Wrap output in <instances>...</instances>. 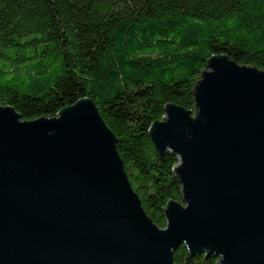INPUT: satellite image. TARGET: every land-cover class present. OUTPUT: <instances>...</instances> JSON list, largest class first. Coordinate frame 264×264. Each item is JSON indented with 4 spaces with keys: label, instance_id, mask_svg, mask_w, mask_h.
I'll return each instance as SVG.
<instances>
[{
    "label": "water",
    "instance_id": "water-1",
    "mask_svg": "<svg viewBox=\"0 0 264 264\" xmlns=\"http://www.w3.org/2000/svg\"><path fill=\"white\" fill-rule=\"evenodd\" d=\"M194 110L167 104L152 126L178 158L181 202L158 227L132 188L91 99L22 120L0 106V264H264V70L213 56Z\"/></svg>",
    "mask_w": 264,
    "mask_h": 264
},
{
    "label": "trees",
    "instance_id": "trees-1",
    "mask_svg": "<svg viewBox=\"0 0 264 264\" xmlns=\"http://www.w3.org/2000/svg\"><path fill=\"white\" fill-rule=\"evenodd\" d=\"M223 55L264 70V0H0V106L30 121L91 99L160 228L181 184L152 126L167 104L194 110L208 61ZM174 262L218 259L181 246Z\"/></svg>",
    "mask_w": 264,
    "mask_h": 264
}]
</instances>
